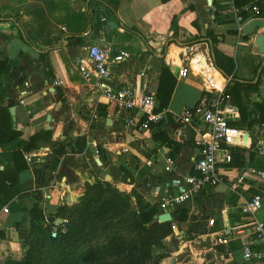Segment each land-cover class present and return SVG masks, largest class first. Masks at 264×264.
<instances>
[{"label": "crops", "instance_id": "0c3cea01", "mask_svg": "<svg viewBox=\"0 0 264 264\" xmlns=\"http://www.w3.org/2000/svg\"><path fill=\"white\" fill-rule=\"evenodd\" d=\"M110 1L0 0V60L6 59L9 67L0 76V106L8 108L11 130L19 133L0 144V154L20 149L24 161L31 158L26 169L15 172L13 163L0 157V262L22 258L32 238L30 211L35 206L43 217L35 225L46 226L44 219L49 221L62 205L70 206L64 201L66 187L77 196L86 184L117 173V186H124L125 179L129 193L135 189L157 215L172 217L176 230L164 240L166 256L159 264H257L244 258L242 246L252 238L254 220H264V180L257 176L264 171V157L252 150L264 123V55L256 45L257 37H264V14L258 9L254 15L253 4L236 9L232 0H116L111 14ZM252 2L264 10V0ZM111 23L114 28L107 32ZM93 45L110 46L112 55L128 54L111 68L117 84L136 95L152 92L156 108L160 88V98L168 96L162 110L166 119L151 129L150 139L139 140L116 108L98 100L78 75L77 62ZM211 50L232 60L227 88L237 113L225 117L247 132L248 140L244 147L231 148L239 159L220 168L223 185L163 212L162 200L177 195L183 177L195 173L194 133L175 117L209 102L205 80L189 64L197 56L210 57ZM185 68L187 73L178 75ZM54 80L61 85L55 87ZM75 92L94 108L90 121L75 113L70 102ZM41 132H48L49 139L39 137L34 148L23 152L19 144ZM158 133L164 134L159 140L154 138ZM78 137L85 140L81 152L75 146ZM54 143H61L65 153L55 155ZM71 147L77 153H70ZM98 147L108 163L101 169L96 167L97 160L102 163ZM166 156L173 160L172 173L164 172ZM256 193L262 199L260 210L244 214L243 205ZM218 237L227 244H218Z\"/></svg>", "mask_w": 264, "mask_h": 264}, {"label": "trees", "instance_id": "16d2710c", "mask_svg": "<svg viewBox=\"0 0 264 264\" xmlns=\"http://www.w3.org/2000/svg\"><path fill=\"white\" fill-rule=\"evenodd\" d=\"M159 1L165 4L171 0ZM232 2L236 9H242L250 4L256 5L259 14H264L263 7L252 0ZM116 3V0H112L108 4L111 7V14L115 11ZM244 16L242 13V19H245ZM214 54V66L225 76H231L232 60L217 51H214ZM8 72L7 60H0V76ZM171 90L172 84L169 86V92ZM160 93L159 106L155 112H161L167 104L168 96L165 95L161 99ZM226 94L229 95L228 88ZM99 110L100 115L104 114L102 109ZM160 124L161 122L150 125V128ZM18 135L17 131L11 130L8 108L0 106V144L11 142ZM48 135V132H41L27 142L20 143L19 147L23 152H28L35 147L39 137L49 139ZM163 136V133H158L154 138L159 140ZM75 143L77 151L81 152L85 146L84 138L78 137ZM166 144L175 147L170 140H166ZM52 147L57 156L65 153L61 143H54ZM19 150L0 154V157L13 163L15 172L27 168ZM69 152L77 153L72 147ZM97 152L103 163V151L98 147ZM235 155L236 153H233L234 161L239 159ZM120 172L131 179L126 169L120 168ZM30 216L32 238L28 249L24 251L19 261L7 258L0 264H159L166 256L164 240L172 233L171 223H159L155 219L156 209H150L149 204L135 189L127 194L120 191L116 185L99 179L85 185L83 196L76 203L70 206L64 204L57 209L54 216L48 217L52 225L57 218L63 221L61 225H53L57 231L56 238H51L49 226L35 225V222L43 219L37 206L30 211Z\"/></svg>", "mask_w": 264, "mask_h": 264}, {"label": "built area", "instance_id": "2783aa9c", "mask_svg": "<svg viewBox=\"0 0 264 264\" xmlns=\"http://www.w3.org/2000/svg\"><path fill=\"white\" fill-rule=\"evenodd\" d=\"M251 11L258 14V8L253 6ZM189 54V49L185 55ZM128 58V54L121 52L112 55L110 46L93 45L88 49L86 57L79 59L76 71L80 78L88 84L97 99H103L107 106H113L121 114L124 125L135 133L141 140L150 139V125H157L165 121L164 111L155 112L156 99L152 92L146 91L136 95L133 89L124 84H117L112 74L113 65L119 64ZM204 80L206 92L211 96L204 109L200 107L183 109L175 117L176 122L189 126L194 133V144L197 148V160L195 173L183 177V185L180 186L177 195L165 198L159 205V209L167 212L182 202L201 196L208 189H215L223 185V179L219 174L221 167L232 164V147H244L248 140V134L232 126L225 114L237 113V108L230 103V95L226 94L228 84L232 76H225L219 71L207 57L204 64L201 58L196 61L195 66L189 64ZM210 71L216 77H208L203 71ZM187 73V69L179 70L178 75ZM53 85L58 87L61 81L54 80ZM264 103V95L262 96ZM22 103V101H21ZM259 138L252 144V150L264 157V123L258 129ZM27 163L31 162L26 157ZM164 172H173V160L166 156L164 158ZM257 176L264 180V171H257ZM261 195L256 193L242 207L244 214L255 215L261 208ZM4 212H7L4 209ZM46 226L51 228V238H56V228L44 219ZM212 222V221H211ZM176 227L171 226V231ZM218 244H227V240L221 237L216 239ZM245 259L264 264V220L253 222V233L250 241L242 246Z\"/></svg>", "mask_w": 264, "mask_h": 264}, {"label": "rangeland", "instance_id": "374dc122", "mask_svg": "<svg viewBox=\"0 0 264 264\" xmlns=\"http://www.w3.org/2000/svg\"><path fill=\"white\" fill-rule=\"evenodd\" d=\"M204 74H206V76H208V73L207 72H205ZM82 93L83 94H85V91L83 90L82 91ZM75 94H76V96L75 97H73L71 100H70V102H71V104L73 105V107L76 109L75 111V113L77 114V116L80 118V119H82L83 121H90V118H91V110L90 109H94V108H90V107H88L85 103H84V100H83V98L80 96V94L79 93H76L75 92ZM59 100H62V101H66V98L65 99H62V96H60L59 97ZM97 109H99V108H97ZM100 112V111H99ZM92 126H95V120H93V123H92ZM91 126V127H92ZM142 151H143V149H141ZM103 164V165H102ZM108 163H107V160L106 159H104L103 160V163H101L100 165L97 163V166L94 164V166H96L97 167V169H101V168H105V166L107 165ZM102 165V166H101ZM114 170V169H113ZM110 175V178L108 177V178H106L105 179V181H108V182H110V183H112L113 185H118L119 184V182H118V180H117V173L116 174H114V173H112V174H109ZM126 180L125 179H122V181H121V184H123L124 186H121V189H122V192H125V193H129V187L126 185V182H125Z\"/></svg>", "mask_w": 264, "mask_h": 264}, {"label": "water", "instance_id": "95a60500", "mask_svg": "<svg viewBox=\"0 0 264 264\" xmlns=\"http://www.w3.org/2000/svg\"><path fill=\"white\" fill-rule=\"evenodd\" d=\"M111 28H114V25L111 23L108 25V27L106 28V31L109 32V29ZM256 45L258 46V50L260 52V54H263L264 55V37L263 36H258L257 39H256ZM207 57L206 56H203L201 58V64H204L205 61H206ZM210 60L212 62H214L215 60V55H214V52L213 50H211L210 52ZM10 113L13 114L14 113V107H11L10 108ZM96 163H98L99 165L101 164L99 162V160L96 161ZM117 188L122 191L121 187L120 186H117ZM219 190V189H218ZM81 196H83V194H79L77 196H71L70 195V189L69 187H66V194H65V197H64V201L68 204V205H71L72 203H75L77 201L78 198H80ZM155 219L159 222V223H170L171 220H172V217L169 213H162V214H159L155 217ZM62 223V220L61 219H57L56 220V223H55V226H58L59 224ZM28 248V247H27ZM27 248L25 249V251L27 250Z\"/></svg>", "mask_w": 264, "mask_h": 264}, {"label": "bare ground", "instance_id": "6f19581e", "mask_svg": "<svg viewBox=\"0 0 264 264\" xmlns=\"http://www.w3.org/2000/svg\"><path fill=\"white\" fill-rule=\"evenodd\" d=\"M197 59H198V56H197V58H195V60H194V62H193V64L195 65L196 64V61H197ZM204 73L205 72H207L208 73V77H216V74H214L213 72H210V71H203ZM205 76H206V74H204Z\"/></svg>", "mask_w": 264, "mask_h": 264}]
</instances>
